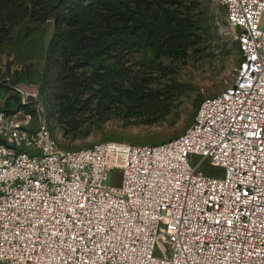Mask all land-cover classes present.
Here are the masks:
<instances>
[{
  "label": "built area",
  "instance_id": "obj_1",
  "mask_svg": "<svg viewBox=\"0 0 264 264\" xmlns=\"http://www.w3.org/2000/svg\"><path fill=\"white\" fill-rule=\"evenodd\" d=\"M218 2L235 80L174 138L60 148L40 113L0 110V264H264V0Z\"/></svg>",
  "mask_w": 264,
  "mask_h": 264
},
{
  "label": "rangeland",
  "instance_id": "obj_2",
  "mask_svg": "<svg viewBox=\"0 0 264 264\" xmlns=\"http://www.w3.org/2000/svg\"><path fill=\"white\" fill-rule=\"evenodd\" d=\"M22 1L31 7L30 0ZM177 9L190 18L195 32L184 51L172 55L138 47L102 61L104 67L116 68V74L103 77L89 76L93 71L88 64L70 77L62 64L48 63L53 20L29 10L0 40V110L30 113L31 128L40 113L60 148L91 147L103 140L153 144L180 135L202 98L233 83L239 51L218 0H180ZM45 92L54 99L45 100ZM59 108L66 113H58ZM198 159L193 155L189 162ZM197 171L222 172L208 159ZM119 175V170L109 171L104 183ZM155 251L162 254L160 246Z\"/></svg>",
  "mask_w": 264,
  "mask_h": 264
},
{
  "label": "trees",
  "instance_id": "obj_3",
  "mask_svg": "<svg viewBox=\"0 0 264 264\" xmlns=\"http://www.w3.org/2000/svg\"><path fill=\"white\" fill-rule=\"evenodd\" d=\"M30 4L29 8L22 0H0V40L11 24L31 9L40 17L51 18L47 61L62 64L70 77L78 75L86 64L92 67L89 76L116 74L114 66L104 67L102 61L138 47L179 54L195 37L190 18L177 9L180 0H30ZM100 69L104 71L99 73ZM49 93L44 94L47 101L53 98ZM56 111L65 114L66 108Z\"/></svg>",
  "mask_w": 264,
  "mask_h": 264
}]
</instances>
